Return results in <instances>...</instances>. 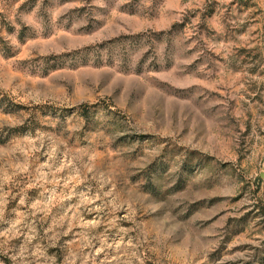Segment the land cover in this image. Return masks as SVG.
Listing matches in <instances>:
<instances>
[{"label":"rangeland","instance_id":"obj_1","mask_svg":"<svg viewBox=\"0 0 264 264\" xmlns=\"http://www.w3.org/2000/svg\"><path fill=\"white\" fill-rule=\"evenodd\" d=\"M0 264H264V0H0Z\"/></svg>","mask_w":264,"mask_h":264}]
</instances>
